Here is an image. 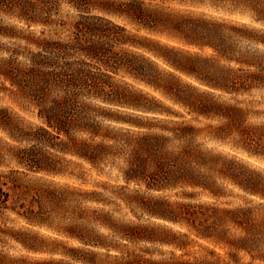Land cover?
<instances>
[{
	"label": "trees",
	"instance_id": "obj_1",
	"mask_svg": "<svg viewBox=\"0 0 264 264\" xmlns=\"http://www.w3.org/2000/svg\"><path fill=\"white\" fill-rule=\"evenodd\" d=\"M2 15L0 264H264V0Z\"/></svg>",
	"mask_w": 264,
	"mask_h": 264
},
{
	"label": "rangeland",
	"instance_id": "obj_2",
	"mask_svg": "<svg viewBox=\"0 0 264 264\" xmlns=\"http://www.w3.org/2000/svg\"><path fill=\"white\" fill-rule=\"evenodd\" d=\"M66 9L67 8L64 7V10H66ZM0 18L3 20V25H10L11 24V26H16V29H17L18 32H23V33L27 34V32L22 29L23 26H26V23L20 22V20H18L16 17H10V16H6V15H2V16H0ZM33 28H36L37 30H40L41 26H33ZM8 41L9 40H6L5 42L8 44L9 43ZM13 41H17V40H13ZM17 42H20V41H17ZM9 94H10L9 92L6 93V94L5 93H1L0 94V104L1 105H11V106H13L15 108V110L17 112H19V114L25 119V122L37 121V119H36V117H35V115H34V113L32 111H27V112L23 111V110L20 109V107L15 105L13 103L12 98H10ZM0 135L3 138L2 141H1L2 146L6 145V141L5 140H6L7 136L4 133H1V132H0ZM237 201H240V200H237ZM42 231L49 234V232H47L46 230H42ZM194 249H199V247H195Z\"/></svg>",
	"mask_w": 264,
	"mask_h": 264
}]
</instances>
